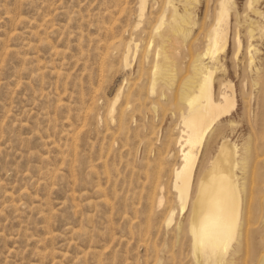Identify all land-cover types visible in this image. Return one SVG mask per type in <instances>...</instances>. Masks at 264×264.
<instances>
[{
  "label": "rangeland",
  "instance_id": "374dc122",
  "mask_svg": "<svg viewBox=\"0 0 264 264\" xmlns=\"http://www.w3.org/2000/svg\"><path fill=\"white\" fill-rule=\"evenodd\" d=\"M138 5L0 0V264H204L174 188L177 92L204 67L234 101L194 170L221 136L236 147L246 223L225 264H264V0H157L141 19ZM214 31L224 47L207 56Z\"/></svg>",
  "mask_w": 264,
  "mask_h": 264
},
{
  "label": "bare ground",
  "instance_id": "6f19581e",
  "mask_svg": "<svg viewBox=\"0 0 264 264\" xmlns=\"http://www.w3.org/2000/svg\"><path fill=\"white\" fill-rule=\"evenodd\" d=\"M156 3L157 0H138L139 18L141 19L146 15L145 10L148 5L151 4L150 7H152ZM217 8V23H220L224 21L228 9L223 2ZM169 29L171 30L170 27ZM177 32L185 34L188 33V30L180 27L179 23ZM218 35L216 31L211 34V46L206 49L205 55L213 56L224 47V39H221L222 44L218 45ZM126 47V55L123 59H128L127 54L131 51V43L129 42ZM164 52H166L165 49ZM161 58L165 60V79L167 80L165 85L168 87L174 81L176 68L173 60L167 54L161 55ZM204 68L200 81L193 91L191 89L194 86V78L191 77L185 79L186 81L182 84L179 93L177 92L178 98L186 102V111L180 115L182 131L184 132V135H182L184 136V147H181L182 163L174 170V188L176 189L181 211L185 208L188 210L186 228L194 250L201 253L200 258L204 264H225L231 261H227V254L231 253L235 256L242 247L244 187L240 185L236 178L235 168L240 162L236 157V147L226 137L221 136L215 143L214 154L207 161L208 166L201 172L198 169V175L194 170L197 161V154L194 149L196 150L202 146L203 142L212 133V125L215 120L228 112L234 101V95L226 92L220 93L217 98H215L217 95L214 97L213 71L208 67ZM164 90L166 91V89ZM167 92L169 91L167 90ZM119 95L121 96L118 93L111 103L110 120L114 118V105L120 98ZM208 145L210 147L211 144ZM209 147L206 149H209ZM245 162L246 158L244 157L241 160L243 166ZM180 227L181 225L178 226V229ZM233 242L236 244L234 248H231Z\"/></svg>",
  "mask_w": 264,
  "mask_h": 264
}]
</instances>
